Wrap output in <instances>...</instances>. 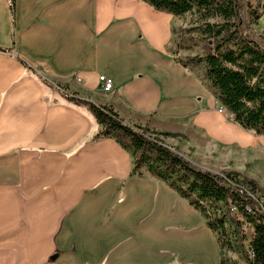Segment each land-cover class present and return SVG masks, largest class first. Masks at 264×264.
<instances>
[{
	"label": "crops",
	"instance_id": "obj_1",
	"mask_svg": "<svg viewBox=\"0 0 264 264\" xmlns=\"http://www.w3.org/2000/svg\"><path fill=\"white\" fill-rule=\"evenodd\" d=\"M175 18L141 0H0V264L219 263L199 211L132 175L130 154L66 98L236 142L246 130L206 104L204 72L171 55Z\"/></svg>",
	"mask_w": 264,
	"mask_h": 264
},
{
	"label": "trees",
	"instance_id": "obj_2",
	"mask_svg": "<svg viewBox=\"0 0 264 264\" xmlns=\"http://www.w3.org/2000/svg\"><path fill=\"white\" fill-rule=\"evenodd\" d=\"M141 1L158 12L189 17L183 29L188 38L185 41L181 36L185 42L181 48L191 49L200 43L203 52L177 62L202 67L208 88L232 121L243 130L264 134V34L257 30L263 14L261 1ZM66 98L73 104L86 105L92 112L100 126L95 139H113L130 154L132 175L141 176V170L145 169L199 211L216 236L220 252L218 264H236L227 254L234 244L245 247L246 229L252 232L246 246V264H264V214L247 192L264 196L258 193L253 181L241 179L235 173L216 175L195 169L159 138L176 134L126 125L109 107L96 106L73 96ZM231 204L237 208L234 214L229 213ZM224 211L232 218L233 230L227 226Z\"/></svg>",
	"mask_w": 264,
	"mask_h": 264
},
{
	"label": "rangeland",
	"instance_id": "obj_3",
	"mask_svg": "<svg viewBox=\"0 0 264 264\" xmlns=\"http://www.w3.org/2000/svg\"><path fill=\"white\" fill-rule=\"evenodd\" d=\"M260 1L262 2L261 4L264 10V0ZM188 22V16L183 18L176 17L174 19L175 32L173 34L174 42L171 55L180 61H185L187 58L202 54L203 52L202 44L200 43L193 45L191 49L185 50L181 48L185 43L181 40V36L185 41L188 38V35L183 30L187 27ZM257 30L258 33L261 32L264 34V26L260 21ZM188 66L194 68L195 72L199 75L203 72L200 66ZM205 85L209 91L206 92V98L209 99L206 101V104L208 102L210 107L214 106L217 109V113L223 116V119L232 123L233 121L229 113L223 107L219 106L220 104L206 83ZM224 134L225 132L221 129L218 134H214L217 139H211L203 134L201 136L192 135L191 130H187L186 134H176L174 137L160 136L159 138L165 146L170 148L182 160L188 162L193 168L216 175L235 173L241 179L253 181L259 189L258 193L264 196V134L257 135L253 131H240L236 134L235 137L237 140L234 143L228 139H221V137L224 138ZM211 135L215 137L213 134ZM146 136H149V134L147 133ZM224 213L228 228L233 230V225L230 223V220H232L230 214L226 211ZM245 231V247L242 248L234 244L235 247H233V250L227 254L236 264H246V246L252 232L249 229Z\"/></svg>",
	"mask_w": 264,
	"mask_h": 264
},
{
	"label": "built area",
	"instance_id": "obj_4",
	"mask_svg": "<svg viewBox=\"0 0 264 264\" xmlns=\"http://www.w3.org/2000/svg\"><path fill=\"white\" fill-rule=\"evenodd\" d=\"M79 81H80V80H78V82H79ZM98 83H99V85H100V89H101L103 92H110V91H112V89H113V83H112V81H111L110 79L104 77V76H99V77H98ZM243 191H244V190H243ZM244 192H246V191H244ZM247 195H248V197H250L251 199H254V200L256 201V203H257V208L259 209V211H260L261 213L264 214V198L261 197V196L258 195V194L254 195V194H251V193H249V192H247ZM228 207H229V213H230V214H234V213L237 212V208H236L234 205L231 204V205L228 206ZM246 210H247L248 212H250V208H246Z\"/></svg>",
	"mask_w": 264,
	"mask_h": 264
}]
</instances>
